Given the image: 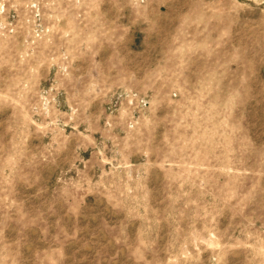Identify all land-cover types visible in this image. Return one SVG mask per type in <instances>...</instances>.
<instances>
[{
  "label": "rangeland",
  "instance_id": "374dc122",
  "mask_svg": "<svg viewBox=\"0 0 264 264\" xmlns=\"http://www.w3.org/2000/svg\"><path fill=\"white\" fill-rule=\"evenodd\" d=\"M0 264H264V0H0Z\"/></svg>",
  "mask_w": 264,
  "mask_h": 264
}]
</instances>
